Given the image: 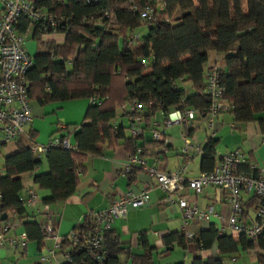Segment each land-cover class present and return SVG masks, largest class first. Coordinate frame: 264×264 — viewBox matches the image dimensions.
Masks as SVG:
<instances>
[{
    "label": "trees",
    "instance_id": "1",
    "mask_svg": "<svg viewBox=\"0 0 264 264\" xmlns=\"http://www.w3.org/2000/svg\"><path fill=\"white\" fill-rule=\"evenodd\" d=\"M151 1H36L62 16L63 23L56 31L34 30L42 49L36 51L27 74L30 99L44 106L96 98L90 102L81 124L72 131L75 149L54 147L44 154L48 171L33 177L38 188L50 192L43 203L66 201L78 186V171L84 173L87 157L117 145H122L128 155L139 151L142 156L166 160L162 150L165 140H153L152 121H159V115L172 110L191 108L198 112L197 122L202 121L212 102L204 92V74L212 67L218 66L221 71L224 99L231 103L234 119L264 125V0H165L163 10L156 13L171 21L155 27L142 15ZM26 25L23 18L20 29ZM144 25L149 26L146 35L138 33V39L129 38ZM47 32L63 33L64 43L42 41L40 36ZM211 52L222 53V65H218V58L209 63ZM179 84H188L190 90ZM130 103L138 105L132 113L125 108ZM119 109L128 119L127 124L119 117ZM135 117L142 118L143 133L137 137L130 132ZM55 136L63 138L66 134ZM16 145V152L4 158L0 174V216L6 214L7 218L15 213L29 238L41 249L45 239L42 226L26 212L21 180V175L34 170L40 161L29 143L18 139ZM215 154L216 141L210 139L203 147V171L212 169ZM136 171L128 175L130 181L135 179ZM261 203V198L254 195L245 206L258 208ZM91 227L89 219L74 230L83 234ZM142 234V251L133 252L121 244L113 230L105 232L106 264H119L122 253L129 256L131 264H156L155 249ZM174 240L185 249L189 247L183 231L163 238L166 245ZM214 241L219 255L206 260L196 257L191 264H225L229 254L242 252L254 254L257 264H264V233L248 239L218 235L211 227L194 234L191 242L194 247L208 248ZM63 243L70 245L71 240L66 237ZM71 252L72 262L63 264H79L86 256L82 246Z\"/></svg>",
    "mask_w": 264,
    "mask_h": 264
},
{
    "label": "built area",
    "instance_id": "2",
    "mask_svg": "<svg viewBox=\"0 0 264 264\" xmlns=\"http://www.w3.org/2000/svg\"><path fill=\"white\" fill-rule=\"evenodd\" d=\"M164 7L165 0H152L151 4L142 10L146 22L154 27L161 25L164 21L169 23L170 17L163 19L156 13ZM104 15L108 17V10L104 11ZM23 18L28 21L27 29L56 31L63 23V17L29 0H3L0 17V146L22 139L31 145L34 157L40 159L51 148L61 147L71 150L75 149V144L71 143L68 136L61 138L55 135L47 143L40 144L32 139L27 130L33 119L32 100L29 97L30 85L27 79L28 71L33 66V58L26 48V32H19L16 29ZM129 38L138 39L139 34L133 33ZM220 74L218 66L208 69L204 74V92L212 101L203 118L206 123L213 122L219 115L230 113L233 109L231 103L224 99L225 88L220 82ZM89 101L94 103L96 98L91 97ZM136 106H138L136 103H130L125 107L129 113H132ZM197 118L198 112L193 108L184 111L175 109L161 114L159 121H152L154 128L152 138L155 141L164 139L165 144L162 150L167 152L173 146V140L166 137L165 128L170 125H179L191 129L197 122ZM141 120V117L132 119L130 132L134 137L143 133ZM230 128L232 130L237 127L232 123ZM212 137L210 134V139ZM181 139L184 142L181 150L184 162L171 171H161L155 164L148 165L146 157L140 155L139 151L128 155L123 173L129 175L134 169L144 171L154 182L148 181L139 191L121 194L108 208L90 214L88 218L92 221V227L89 231L83 234L74 231L70 234L71 247L74 249L82 246L86 251V256L80 260L79 264H87L88 261L94 264H106L105 232L111 229L114 219H125L129 209L146 206L150 201L149 192L154 184L165 193L162 200L165 205H176L180 209L183 220L182 230L189 246L192 244L194 234L188 229V225L202 221L208 222L212 216H216L212 206L207 207L206 210H200L196 204V196L209 187L225 193L231 209L228 220L217 229L218 235L225 234L226 229H229L232 235L244 236L248 239L264 233V160L261 163H250L239 150L223 155L215 154L214 166L211 170L201 172L195 177H188L190 162L197 155L203 154V148L188 134H182ZM157 160L155 159V162ZM186 188L191 191V195H184ZM243 193H252L262 200L252 222L242 220L245 215ZM23 202L31 207L37 205L47 207L33 191L28 192V198ZM16 218L15 213H12L11 219L14 221ZM41 226L45 239H53L54 246L39 253L38 264H56V254L61 250L64 239L56 232L50 216ZM21 237L23 240L20 244L25 249L27 239L24 233ZM3 240V229H0V246ZM11 243L16 244L14 240ZM72 253L70 251L64 254V262H72Z\"/></svg>",
    "mask_w": 264,
    "mask_h": 264
},
{
    "label": "crops",
    "instance_id": "3",
    "mask_svg": "<svg viewBox=\"0 0 264 264\" xmlns=\"http://www.w3.org/2000/svg\"><path fill=\"white\" fill-rule=\"evenodd\" d=\"M29 1L38 5L36 3L37 0ZM41 7L47 8L45 6ZM2 8L3 0H0V17ZM21 26L22 20L17 25L16 29L19 32H26V42H28L30 36L33 40L36 39L34 35L35 29H27L28 21L24 30L20 29ZM40 38L42 39V35ZM45 41H53L58 45L64 43H58L54 36H48ZM26 48L33 58L37 49H35L33 45L29 47L26 46ZM216 55L217 53H210V64L217 59ZM219 61H221V59ZM89 104V99H77L44 106L32 101L33 119L27 127V130L33 133L35 137L34 140L40 144H45L54 135L60 134H66L71 143L74 144L72 131L81 124ZM61 109H67L66 113L65 110L63 111L65 114L62 112L64 116L60 114ZM49 113L55 114L56 121L48 124L47 120L43 119H45V115ZM118 115L119 117L121 116V120L124 121L125 124L128 123V119L126 117L123 118V115H121V109L118 110ZM38 117L43 118V121H39L37 119ZM119 117L117 119H119ZM60 118L63 119V122L58 120ZM232 123L237 127L236 129L231 130L230 125ZM57 129L60 131H57ZM201 131H203L202 138L197 141L195 140V143L202 146V148L205 143L210 140L211 134L213 136L212 139L216 141V154L223 155L233 150H239L250 163H261L262 160H264V125H261L257 121L237 122L233 115L224 113L215 118L211 123H206L203 120L195 122L191 130L184 126H180L179 132L177 133L180 134V139L182 134H188V136L194 139L195 137H200L201 134L199 132ZM165 135L166 137H172L167 129L165 130ZM183 144L184 142L182 139L179 145H177L176 140L173 141V146L166 152V160L158 159L157 162H155V158L146 157L148 165L155 164L161 171L176 169L184 162V156L181 152ZM16 150V143L15 146L10 142L0 146V174L3 172L4 158L15 153ZM171 151L176 153L175 157H171ZM127 157L128 153L122 145L106 149L100 155H89L84 164V173L80 170L78 171V186L66 201L45 204L47 207H43L42 205L31 207L28 204H24L26 212L30 215L31 220H36L39 224H42L50 216L53 219L56 232L62 239L69 237L70 234L75 231L74 229L76 227L89 221L88 216L90 214L92 215L95 212L108 208L112 201L119 198L121 194L128 193L129 191H139L143 189L145 183L148 181L154 182L146 172L139 170L136 171L135 179L130 181L129 176L123 173L127 163ZM39 161L40 163L34 170L21 175L23 200L28 198L29 191L36 193L42 201L49 196L50 192L48 190L38 188L33 182V177L35 175L48 171V164L44 155ZM201 162L202 155H197L192 159L188 167V177H195L199 173L204 172L201 169ZM183 193L184 195H191V191L188 188H186ZM149 194L150 201L146 206L139 209L128 210L125 219H114L110 230L116 233L122 245L129 247L133 252H141L142 233H145L149 245L154 247V252H156L158 258L169 255L171 251L179 249L192 252V259L187 263L184 262L186 261L184 258L182 260L179 259L180 261L177 262H168L167 264H191L196 257L206 260L209 257H216L219 255L216 241L208 248H202L196 245L194 247V245L191 244L185 249L177 240L172 241L169 245L164 244L163 238L165 235L169 233L177 234L183 231V220L180 216V209L176 205H165L162 202L165 193L157 187L156 184H154ZM242 196L245 208V215L242 220L252 222L255 219L257 208H247L245 203L254 196V194L243 193ZM196 204L200 210H206L207 207L212 206L216 216H212L208 222L202 221L189 224L188 229L193 234L198 235L200 232L207 231L211 227L217 232V229L228 220L231 213L226 194L213 187H209L201 194L197 195ZM0 229H3L4 235L2 246H0V264H18L20 261L19 259L22 257L33 259L32 264H37L39 253L45 252L47 248H52L54 246V240L48 238L43 240L42 248L39 249L37 242L29 238L22 222L18 218L13 221L11 219V214L8 215L4 221H0ZM22 233L25 234L27 239L25 249H23L20 244L23 240L21 237ZM223 235L232 234L229 229H226V233ZM12 240H14L16 244H12ZM72 250L73 247H71V245L64 246L63 243L61 250L56 254L55 263L63 264L64 254ZM240 254L241 253L229 254L226 258L228 262L225 264H233V261H235ZM118 261L119 264H131L129 256L125 253L118 256ZM155 262L156 264H161L158 261Z\"/></svg>",
    "mask_w": 264,
    "mask_h": 264
},
{
    "label": "rangeland",
    "instance_id": "4",
    "mask_svg": "<svg viewBox=\"0 0 264 264\" xmlns=\"http://www.w3.org/2000/svg\"><path fill=\"white\" fill-rule=\"evenodd\" d=\"M148 28H149V26L148 25H144L143 27H140L139 29H137V30H135V32L136 33H139L140 34V36H144V35H146L147 33H148ZM48 36H54V37H56V39H57V42L58 43H63L64 42V34L63 33H59V32H47V33H44V34H42V41H45L46 39H47V37ZM122 40L120 39V45L122 44V42H121ZM28 43V44H27ZM34 46L35 47V49H37V50H40V49H42V46H41V42H40V40H38V39H35V40H33L32 38H31V36L29 37V39H28V42H26V46ZM216 57L218 58V60H220L221 58H222V53H217V55H216ZM218 65H221V61H218ZM181 87H183L184 86V88L185 89H187V90H190L189 88H190V86L188 85V84H184V85H182V84H179ZM65 109H61V116H64L63 114H62V112L64 111ZM67 112V109L65 110V113ZM64 113V112H63ZM64 113V114H65ZM59 114V115H60ZM84 114V113H83ZM82 118H83V115H82ZM39 121H43V120H47V122H48V124L50 123V122H55L56 121V119H55V114H51V113H49V114H47V115H45V119H43V118H41V117H38L37 118ZM43 119V120H42ZM60 122H63V119H58ZM179 128H180V126L179 125H170V126H168V127H166L165 129H167L168 130V132H170V134L172 135V137H170L173 141H175L176 140V142H177V145H179L180 143H181V139H180V134L179 133H177V132H179ZM202 132L203 131H201V132H199L201 135H200V137H195L194 138V140H200L201 138H202ZM200 142V141H199ZM11 144H13L14 146H15V143H16V141H12V142H10ZM175 152H173V151H171V157H175ZM169 155V156H170ZM170 157V158H171ZM173 160V159H172ZM139 209V208H138ZM129 210H131V209H129ZM192 252H190V251H188V250H174V251H171L170 252V254L169 255H166V256H164V257H161V258H158V256H157V254H156V252H154L153 253V258H154V260L155 261H158V262H160L161 264H167L168 262H177V261H180L179 259H184L185 258V260L186 261H184L185 263H187V262H189V261H191V259H192ZM20 261L18 262V264H32V262H33V259H30V258H24V257H22V258H20L19 259ZM233 264H257V260H256V256L254 255V254H249V253H247V252H242L240 255H238V257L236 258V260L235 261H233Z\"/></svg>",
    "mask_w": 264,
    "mask_h": 264
},
{
    "label": "water",
    "instance_id": "5",
    "mask_svg": "<svg viewBox=\"0 0 264 264\" xmlns=\"http://www.w3.org/2000/svg\"><path fill=\"white\" fill-rule=\"evenodd\" d=\"M6 219V214L0 216V221H4Z\"/></svg>",
    "mask_w": 264,
    "mask_h": 264
}]
</instances>
